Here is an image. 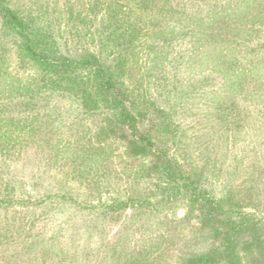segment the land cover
Listing matches in <instances>:
<instances>
[{
  "label": "rangeland",
  "instance_id": "rangeland-1",
  "mask_svg": "<svg viewBox=\"0 0 264 264\" xmlns=\"http://www.w3.org/2000/svg\"><path fill=\"white\" fill-rule=\"evenodd\" d=\"M146 1L6 0L36 40L114 66L137 132L94 108L91 74L70 89L42 81L0 28V264H191L219 240L193 187L254 215L237 251L243 264L263 259L264 76L230 75L232 93L215 75L246 61L190 56L192 35L165 18L166 0ZM249 15L264 24V0Z\"/></svg>",
  "mask_w": 264,
  "mask_h": 264
},
{
  "label": "trees",
  "instance_id": "trees-1",
  "mask_svg": "<svg viewBox=\"0 0 264 264\" xmlns=\"http://www.w3.org/2000/svg\"><path fill=\"white\" fill-rule=\"evenodd\" d=\"M261 2L262 0H209L210 9H205L207 8L204 7L206 4L200 0H171V2L166 0L162 4V8L166 11L165 18L168 17L170 23L177 22L175 27L185 29L188 35H192L193 42L191 41V45L194 47L192 51H188L190 56L196 55L201 58V61L210 59L211 62L214 61V58L225 60L230 57L233 60L246 61L245 64H241L242 67L248 66L247 69L241 68L239 71L219 70L215 75V79H219L221 83L230 80L233 93L235 90H239V84L236 83L238 81L233 84V80L229 78L240 76L241 70L242 74L246 71L256 70L264 76V24L252 21L249 17L250 12L259 9ZM178 6L196 12H201L203 9L209 11L205 16L197 15V13L188 15L182 12L176 16L174 10H178L180 8ZM181 9L184 10V8ZM238 13H242V15ZM212 22L216 23L213 30L208 28V23L212 24ZM0 28L6 31L8 35H13L21 54L28 64L39 71L42 81L55 79L63 83V88L66 85V88L70 89L68 83L70 79L79 80L82 74H91L94 79L91 86L98 93L96 94L101 96L103 104L94 103L96 104L94 108L98 109L99 106H103L112 113L115 123L128 127L132 134L137 132V117L130 111L132 109L127 107V89L117 78L118 73L116 69L113 70L114 66L112 68L110 64L101 63L97 57L91 55L76 54L69 56L41 39L36 40L39 33L31 31L26 21L7 4L6 0H0ZM249 45H253L250 51L247 50ZM205 47L211 48L212 51L209 54L206 53ZM250 65L253 69H250ZM227 76L229 77L227 78ZM225 88L217 87L218 92L225 90ZM139 136L138 142L146 140V145H150L146 135L139 134ZM168 172L166 169L161 172L165 179L174 180L173 183L182 182L186 187L193 186L192 180L181 172H178L172 180L170 172ZM191 195L190 202L198 206L203 215L202 222L211 225L219 236L216 248L210 253L194 256L191 264H217L218 257L227 260L225 261L227 264H243V257L237 251V240L247 229L256 230V227L251 225L249 228L247 225L254 220V215L237 209L234 204L225 207L223 205L224 200L199 193L196 187H193ZM256 223L258 222L254 224ZM216 251H219L217 258L215 257ZM262 262H264V257L259 263L262 264Z\"/></svg>",
  "mask_w": 264,
  "mask_h": 264
}]
</instances>
